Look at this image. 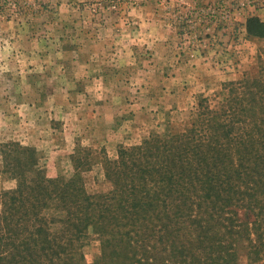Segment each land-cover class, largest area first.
I'll return each instance as SVG.
<instances>
[{"label":"rangeland","instance_id":"obj_1","mask_svg":"<svg viewBox=\"0 0 264 264\" xmlns=\"http://www.w3.org/2000/svg\"><path fill=\"white\" fill-rule=\"evenodd\" d=\"M252 16L264 21V0H0V196L17 187L2 152L11 142L35 147L49 177L90 167L98 194L112 188L105 160L122 146L227 108L234 87L261 76ZM84 251V264L99 260L92 229Z\"/></svg>","mask_w":264,"mask_h":264},{"label":"trees","instance_id":"obj_2","mask_svg":"<svg viewBox=\"0 0 264 264\" xmlns=\"http://www.w3.org/2000/svg\"><path fill=\"white\" fill-rule=\"evenodd\" d=\"M247 28L264 37L260 17ZM260 68L207 122L106 158L108 192L88 191L90 167L49 177L35 147L11 142L2 152L18 182L0 196V264H84L91 229L95 264L264 261V56Z\"/></svg>","mask_w":264,"mask_h":264}]
</instances>
